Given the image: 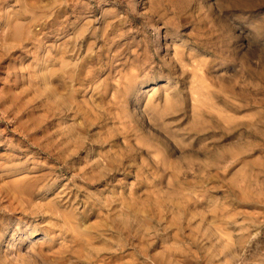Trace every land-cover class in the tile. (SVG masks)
Returning <instances> with one entry per match:
<instances>
[{
    "label": "rangeland",
    "instance_id": "374dc122",
    "mask_svg": "<svg viewBox=\"0 0 264 264\" xmlns=\"http://www.w3.org/2000/svg\"><path fill=\"white\" fill-rule=\"evenodd\" d=\"M0 264H264V0H0Z\"/></svg>",
    "mask_w": 264,
    "mask_h": 264
}]
</instances>
